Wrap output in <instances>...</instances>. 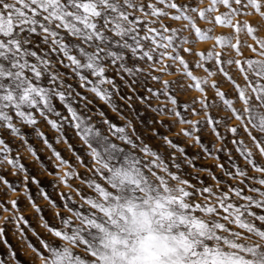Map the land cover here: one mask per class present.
Masks as SVG:
<instances>
[{"label": "snow or ice", "instance_id": "6c2138e0", "mask_svg": "<svg viewBox=\"0 0 264 264\" xmlns=\"http://www.w3.org/2000/svg\"><path fill=\"white\" fill-rule=\"evenodd\" d=\"M217 4L228 10L214 18L218 24L232 25L241 10L244 15L251 9L264 17V0H212L207 9H199L197 0H0V136L8 135V129L16 135L22 127L33 126L40 138L44 134L38 121L61 135L72 131L87 146L92 162L99 165L95 172L116 189V193H108L99 183L95 184L98 195L116 203L118 216H81L77 212L82 227L71 236L54 232L70 243L86 245L94 258L88 264H264V228L254 223L264 225V214L252 211L253 207L264 211V59L247 58L246 66L239 69L246 85L237 86L236 99L244 107L236 110L230 100H224L223 105L232 108L226 117L218 115L225 108L216 98L227 95L219 91L207 101V108L217 113L211 118H191L194 112L199 115L204 110L197 109L195 101L183 113L168 107L169 93L177 96L190 86L182 79H162L171 74L168 70L172 65L164 64L167 58L178 61L185 75L195 80L188 71L190 64L180 55L190 51L183 47L190 42L183 31L194 29L196 36L207 38L196 25L198 19H207L206 14L215 11ZM168 18L187 23L181 29L172 28L163 23ZM240 27L238 24L237 31ZM243 27L256 38L257 29L246 24ZM216 40L227 43L223 37ZM257 42V55L264 57V40ZM207 58L213 69L220 64H241L238 59L212 52L207 53ZM196 67L202 64L197 63ZM218 71L227 74L224 67ZM223 83L211 87L219 88ZM155 84L160 87L150 86ZM195 87L204 90L200 82ZM97 98L127 123L123 127L110 123L105 111L99 109ZM154 100L163 103L152 107ZM170 102L177 104L176 99ZM199 103L204 105L206 101ZM137 107L172 116L169 123L160 122V127L168 132L177 124L188 125L177 139H192L190 147L199 145L203 152L198 150L189 158L186 148H178L167 135L157 131L152 135L160 136L168 155L153 151L134 129L127 131L132 127L129 117ZM233 116L239 123L232 125ZM211 124L216 125L211 131L223 141L219 149L215 139L203 142ZM0 145H5V140L0 139ZM8 151L7 146L0 149L2 153ZM221 153L225 157L223 163L198 167L196 174L184 173L183 168L195 166L197 159L205 155L219 159ZM144 154L150 158L145 160ZM237 154L244 158L243 164L238 163ZM54 155L61 159L59 152ZM3 159L15 163L6 155ZM213 168L221 169V177L209 176L219 187L205 183L198 175L201 171L211 173ZM20 171H25L23 165L18 166V177ZM153 174L160 184L180 185L175 188L179 193L174 200L176 206L167 213L149 207L137 195L155 187L149 179ZM186 175L199 183L190 184L183 178ZM29 181L39 184L26 171L17 182ZM39 194L49 198L43 188ZM201 197L203 200L196 203ZM87 203L102 213L105 210L94 199L89 198ZM231 223L250 235L231 231L227 227ZM3 232L0 228V235ZM253 236L259 239L247 242ZM44 247L50 254L45 264H85L84 259H77V254L59 244L44 243Z\"/></svg>", "mask_w": 264, "mask_h": 264}, {"label": "rangeland", "instance_id": "374dc122", "mask_svg": "<svg viewBox=\"0 0 264 264\" xmlns=\"http://www.w3.org/2000/svg\"><path fill=\"white\" fill-rule=\"evenodd\" d=\"M197 6L199 9L210 8L212 0H197ZM226 11L228 10L223 5L217 4L215 11L206 14L207 19H198L196 26L205 33L207 38L196 36L194 29L183 31L184 37H187L190 41L185 43L183 47L190 49V51L182 52L180 55L186 63L190 64L188 71L192 72L195 80L185 75V70L178 61H172L167 58L164 60V64H170L172 68L168 70L171 74L164 75L162 79L169 81L182 79L186 85L190 86L187 92L180 93L177 96L169 93L168 107L175 108L183 113V111L187 110L190 103L195 101L197 109H204L199 115H196L195 112L193 113L191 118L196 121L217 115L213 110L207 108V101L217 91L227 94L223 99L220 97L216 98L220 104L223 105L224 100H230L236 110L244 107L243 102H238L236 99L238 95L237 86L244 88L246 85L244 74L239 69L246 66L245 60L247 58L264 59V57L257 55L260 51L257 40H264V17L248 9L247 15L243 14L244 10L235 15L232 25L215 23L214 18L218 15L223 16ZM163 23L171 25L172 28L181 29L187 22L182 20L172 21L168 18ZM238 24L241 25L239 31H237ZM245 24L248 27L257 29L254 34L256 38L247 33L246 28L243 27ZM216 37H223L227 43L217 42ZM232 45H235V47H232ZM225 48H228L227 52L224 51ZM209 52L220 54L221 57L226 56L228 59H238L241 64H220L217 65L216 69H213L210 67L211 61L207 58V53ZM197 63L202 64V67H196ZM219 67H224L227 74L218 71ZM210 72L214 74L209 75ZM154 74L158 75L159 73ZM233 76L235 80L230 79ZM220 81L224 83L219 88L211 87ZM197 82L201 83L203 91L195 87ZM150 86L154 87V89L160 87L159 84ZM171 99H176L177 104H171ZM201 100L206 101V103L201 105L199 103ZM96 102L99 109L105 111L110 118V123L115 124L116 127H123L127 123V121L120 119L104 101L97 98ZM158 103L162 104L163 101L154 100L152 107L157 106ZM223 106L225 111L219 112L218 115L226 117L232 112V108L227 105ZM129 119L132 120V127L128 128L127 131L131 133L134 129L135 133L144 139L149 148L165 157H167L168 151L161 146L164 142L159 135L153 136V131H157L161 135H167L169 139L177 144L178 148H186L185 155L189 158L198 150L201 153L203 152L199 145L190 147L193 144L192 139H177L180 131L187 129L188 125L177 124L171 132L160 127L161 121L167 124L173 119L172 116L157 115L152 112L151 108L143 109L137 107V110L132 113ZM176 119L179 118L177 117ZM237 123L239 122L233 116L232 125ZM38 127L44 134L40 138L36 137L33 126L22 127L20 134L16 135L12 134L11 129H8V135L0 136V139L5 140V145H0V149L5 146L9 149L7 153L0 152V170L3 172V175L0 176V228L4 229L3 235H0V264H45V258L50 259V254L44 247V243H55L66 247L77 254V259H84L85 264H88V261L94 258L91 256V252L86 250V245L70 243L68 240L56 237L54 232L62 231L63 235L71 236L76 228L82 227L80 218L76 216L77 212H80L81 216L85 214L104 216L108 213H111L112 216H118L120 209L116 206V203L112 200L105 201L102 194L98 195L95 184L99 183L103 191L108 193H116V189L107 184L101 173L95 172L99 165L92 162V158L88 155L87 146L76 138L72 131H66L61 135V133L52 129L50 125L40 124L39 121ZM215 127V124L208 126L209 132L204 134L203 142L207 143L210 138L215 139V147L219 149L223 141L217 136L216 132L211 131ZM218 131H222V129ZM44 140H47L48 144H45ZM139 142L137 141V143ZM48 145H51V147ZM208 146L211 147V144ZM29 149L32 151H29ZM55 152L60 153V160L56 159ZM174 154L179 155L178 153ZM4 155L7 156V160H13L15 163H7L3 159ZM219 155V159L208 158L205 155L203 158L196 160L195 166H185L183 171L184 173L196 174L198 167L223 163L225 157L222 153ZM149 158L147 154H144L145 160ZM151 158L155 159L154 157ZM61 161H64V163ZM237 161L239 164H243L244 158L237 154ZM19 165H23L27 175L30 178L35 177L39 184L31 183L30 181L27 184L18 183L17 181L25 175V171H20L19 177L17 176ZM211 174L221 177V169L213 168L211 173L204 171L198 173L205 183L219 187L215 181L209 179ZM249 174L261 175L254 172ZM183 178L188 179L189 183L193 185L199 183L188 175ZM149 179L155 187L151 191H140L137 195L146 200L149 207H155L166 213L174 209L176 206L175 197L179 195L175 188H179L180 185L160 184L154 174L150 175ZM229 183L236 184L237 181H230ZM41 188L47 193L48 199L39 194ZM117 194L123 195V193ZM89 198L96 200L98 204L104 205V212L92 209L91 205L87 203ZM202 200L203 197L198 199L196 203H200ZM13 202H15V205ZM121 203H126V201ZM37 209H40V211H37ZM252 211L264 214V211L255 207H253ZM200 215L204 216L205 214L201 213ZM64 220H67L68 224H64ZM254 223L264 228L261 222L254 221ZM227 227L231 231H239L242 236L247 237L250 235L246 230L240 229L234 223L227 224ZM69 228H71V231H69ZM258 239V237L253 236L247 242H253ZM114 242L118 243V241Z\"/></svg>", "mask_w": 264, "mask_h": 264}]
</instances>
